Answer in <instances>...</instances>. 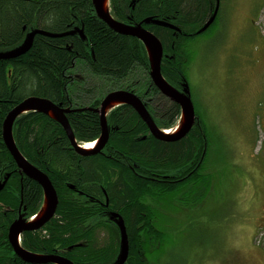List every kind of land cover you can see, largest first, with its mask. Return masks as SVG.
I'll list each match as a JSON object with an SVG mask.
<instances>
[{
  "label": "trees",
  "instance_id": "1",
  "mask_svg": "<svg viewBox=\"0 0 264 264\" xmlns=\"http://www.w3.org/2000/svg\"><path fill=\"white\" fill-rule=\"evenodd\" d=\"M141 2L135 12L131 8L132 13H141L136 23L144 22L158 36L165 48L162 74L183 91L186 84L190 87L186 75L192 60L186 48L190 36L174 35L147 21L163 20L184 32L194 30L205 24L216 0ZM111 4V15L127 21L125 0ZM76 23L84 27L86 41L78 35L37 34L28 52L0 59V181L8 176L0 192V264H28L15 254L8 229L18 219L21 204L22 215L29 220L44 200L41 185L21 174L3 139V123L16 105L38 96L64 108H99L110 92L125 89L144 100L162 130L175 127L182 115L180 105L162 95L150 78L149 56L141 40L113 31L98 18L91 0H0V50L20 46L33 29L61 33ZM67 116L78 142L89 144L101 137L99 113L89 109ZM196 117L187 136L162 141L153 137L133 107L121 104L107 116L110 138L105 147L82 155L50 115L34 111L19 116L13 126L17 147L49 176L59 199L49 222L21 235L22 246L37 254L64 255L75 264H112L121 245L119 227L111 219L117 212L129 235L125 264H162L167 232L159 207L173 213L181 191L202 194L211 188L210 177L204 174L209 134L197 110ZM100 232L107 235L105 242L99 241Z\"/></svg>",
  "mask_w": 264,
  "mask_h": 264
},
{
  "label": "rangeland",
  "instance_id": "2",
  "mask_svg": "<svg viewBox=\"0 0 264 264\" xmlns=\"http://www.w3.org/2000/svg\"><path fill=\"white\" fill-rule=\"evenodd\" d=\"M221 2L218 22L189 40L186 69L211 188L161 208L162 264H264V0Z\"/></svg>",
  "mask_w": 264,
  "mask_h": 264
},
{
  "label": "water",
  "instance_id": "3",
  "mask_svg": "<svg viewBox=\"0 0 264 264\" xmlns=\"http://www.w3.org/2000/svg\"><path fill=\"white\" fill-rule=\"evenodd\" d=\"M106 0H92V4L94 5V9L96 11V15L110 28L116 33H120L125 36H133L137 39L141 40L143 45L146 47L147 56H149L150 61V78L154 82L155 86L160 90L162 95H165L172 102L178 103L180 108L182 109V115L180 118L184 120L181 127L177 130L176 133H170L168 130H162L158 127L156 121H153L151 113L147 110V107L143 100L139 98V96L135 92H131L129 90L121 89L110 92L107 96L103 98L101 101L99 108H64L62 105H58L53 103L51 100L47 98H41L38 96H31L23 100V102L16 105L11 112L8 113L3 123V139L7 150L10 151L11 156L14 161L17 162L19 171L24 176H28L30 179L39 183L44 192V200L43 205L39 212L44 208L42 215L39 219L34 220L30 218L27 220L24 215L21 213L17 220L12 222L8 229V240L13 248L15 254L18 258L23 259L24 262L28 264H75L72 260L65 256H60L56 254H37L32 251L27 250L22 246L21 235L29 230H38L40 227L44 226L47 222L50 221L51 218L56 214L57 207L59 205L58 202V194L55 190V187L50 180L49 176L40 168L35 167L29 160H27L20 149H18L16 144V139H14V123L17 118L24 113L27 112H42L50 115L56 121H58L61 126H63L66 135L69 136L72 147L82 155H91L96 152H100L107 142L109 141V125L107 124V116L109 112L115 108L120 106L121 104H128L138 112L141 119L147 123L149 132L153 135L154 138H157L162 141L172 140L175 141L177 139L183 138L187 136L194 127L197 122L196 117V109L194 107L193 100L191 98V90L190 87L186 84L185 89L183 91L174 88L164 77L162 74V61L164 55V46L162 45L160 39L156 34L147 30L143 24L139 23L138 25L125 24L118 19L116 20L110 12V4L109 0L107 1L109 4V8H105ZM220 0H218L217 6L215 8L214 14L207 20L205 26L199 29L198 33H203L205 29L209 28L215 21V17L218 14ZM153 23L157 25H163L165 27L174 28L175 25L167 23L163 20L159 21L156 19H149L147 23ZM76 32V31H74ZM74 32H63V33H55L48 32L41 29H33L26 34L24 41L20 46L11 48L10 50H0V59L10 60V58H15L21 56L28 52L31 48L34 37L37 34L46 35L48 37H64L67 34H74ZM79 36L86 41V35L83 29L77 31ZM113 102H118L119 105L112 107L111 110H108L110 105ZM93 110L100 115V123L102 124L101 137L98 138L94 144V147L91 150L85 148V143L78 142L76 136H74V132L72 129V125H70L67 113L70 112H78V111H86ZM179 121V122H180ZM8 176L4 181H0V192L4 190L6 186ZM70 188H74L73 185ZM39 212L37 214H39ZM112 221H115L119 227L120 233V250L118 253L117 259L112 264H125L129 256L130 250V242L129 235L126 231V224L123 220L122 216L115 212L111 213Z\"/></svg>",
  "mask_w": 264,
  "mask_h": 264
},
{
  "label": "flooded vegetation",
  "instance_id": "4",
  "mask_svg": "<svg viewBox=\"0 0 264 264\" xmlns=\"http://www.w3.org/2000/svg\"><path fill=\"white\" fill-rule=\"evenodd\" d=\"M92 1V0H91ZM142 0H138V3H134L135 2V0H125V5H124V8L125 9H127V10H125L124 11V13L126 14V17H127V21H125V22H123V23H125V24H131V25H138V23H136V22H139V21H137V17H139L140 15H141V13H139L138 15H136V14H134V12H135V10L136 9H139L140 7H141V5L143 4L142 2H141ZM222 0H220V3H219V8H218V14L220 13V11H221V2ZM112 0H109V4H110V12H111V10H112ZM217 3H218V0H216V3H215V5H214V7L212 8V6H210V12L212 13V14H214V12H215V8H216V6H217ZM93 5V4H92ZM94 6V5H93ZM131 8L132 9H134V12L132 13V10H131ZM94 11H95V9H94ZM177 12V11H176ZM95 13H96V11H95ZM212 14L207 18V20L212 16ZM218 14L216 15V17H215V20L217 19V17H218ZM98 16V15H97ZM99 18V17H98ZM139 20H141V19H139ZM207 20H206V22H205V24L207 23ZM214 20V21H215ZM165 22H167V21H165ZM216 22V21H215ZM215 22L213 23V24H215ZM218 22V21H217ZM141 24H143V26L147 29V30H149V28H148V26H146L147 24H145L144 22H140ZM167 23H170V22H167ZM170 24H173V25H175V27L176 28H178V30H176V29H174V28H169V27H165V26H163V25H161V26H163V27H165V28H167V29H169V30H171V31H173L172 33L175 35L176 33H179V34H182L183 35V33H185V35H188V36H190V38L189 39H192V38H194V37H197V36H199V35H201V34H204L205 32H207L206 30H208L209 28H207V29H205V31L203 32V33H198L197 31L199 30V29H201L203 26H205V24L203 25V24H201L200 26H198L197 27V29H194V30H189V31H186V32H184V30L182 31L176 24H174V23H170ZM155 25H157V24H155ZM157 26H159V27H161L160 25H157ZM68 27H69V29H67V30H65V31H63V32H74V31H76V32H74V34H67V35H65V36H75V35H78L79 36V34L77 33V31H79L80 29H83L84 30V27L82 26V27H80V26H78V24L76 23L73 27L71 26V24H69L68 25ZM150 32H152L151 31V29L149 30ZM63 32H61V33H63ZM55 33H57V32H55ZM59 33V32H58ZM64 36V37H65ZM64 37H62V38H64ZM189 43V42H188ZM187 43V44H188ZM186 48L189 50V44L186 46ZM164 50H165V48H164ZM164 56V55H163ZM165 57V56H164ZM164 57H163V59H164ZM163 62V61H162ZM140 98V97H139ZM141 99V98H140ZM144 101V100H143ZM148 110V109H147ZM150 112V111H149ZM84 143V142H83ZM25 176V175H24ZM177 201H178V199H177ZM22 203V202H21ZM107 204V205H106ZM106 206H108L109 205V201H107L106 200ZM161 208H163V207H159V209L158 210H160V212H162L161 211ZM23 210H25V208H22V204H21V206H20V208H19V211H18V215L21 213H23ZM163 210H165V208L163 209ZM167 211V210H166ZM38 215V214H37ZM35 217H36V215L33 217V219H35ZM125 224H126V222H125ZM120 232V231H119ZM121 233V232H120ZM104 235V233L103 232H100V236H103ZM105 236V235H104ZM105 242V241H104ZM120 242V241H119ZM56 255H59V254H56ZM60 256H64V255H60ZM129 256H130V250H129ZM129 256H128V258H129ZM66 257V256H65ZM118 257V256H117ZM117 259V258H116ZM23 260V259H22ZM128 260V259H127ZM127 262V261H126ZM125 262V263H126ZM54 264V263H53Z\"/></svg>",
  "mask_w": 264,
  "mask_h": 264
},
{
  "label": "bare ground",
  "instance_id": "5",
  "mask_svg": "<svg viewBox=\"0 0 264 264\" xmlns=\"http://www.w3.org/2000/svg\"><path fill=\"white\" fill-rule=\"evenodd\" d=\"M107 1H108V0H106V2H105V8H106V9L109 8V4H108ZM117 105H119L118 102H113V103L110 105V107H109L108 110H111L112 107H115V106H117ZM183 122H184V120L181 119V121L178 122L177 126H175V128L173 127L174 129L171 128V130L168 129V132H170V133H176L177 130H178V129L181 127V125L183 124ZM94 144H95V142H90L89 144H85L84 146H85L86 149L91 150V148L94 147ZM43 211H44V208L39 212L38 215H36V217H35L34 220L39 219V217L42 215Z\"/></svg>",
  "mask_w": 264,
  "mask_h": 264
}]
</instances>
